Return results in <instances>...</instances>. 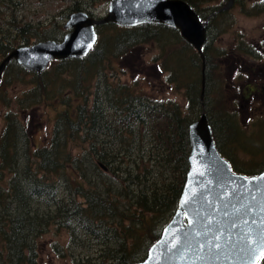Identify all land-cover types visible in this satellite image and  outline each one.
I'll return each mask as SVG.
<instances>
[{
    "label": "trees",
    "instance_id": "trees-1",
    "mask_svg": "<svg viewBox=\"0 0 264 264\" xmlns=\"http://www.w3.org/2000/svg\"><path fill=\"white\" fill-rule=\"evenodd\" d=\"M184 1L203 20L211 17L204 48V106L202 60L189 44L193 70L186 74L183 63L174 70L177 77L170 72L174 79L171 82L188 90L186 112L174 102L152 101L143 96V89L137 91L139 80L126 86L109 83L108 68L137 52L143 44L184 43L179 31L159 25L98 26L99 42L87 57L54 62L40 74L18 67V77L31 75V89L18 101L19 109L39 108L46 97L61 99L65 108L56 115L50 139L39 146L11 108V100L6 98L5 104H0L6 109L0 134V264H41L40 239L51 231L68 236L66 244L59 240L53 243L61 259L76 261L83 253L95 251L101 264L144 261L177 210L189 172V126L202 112L212 126L220 153L226 155L222 146L233 152L231 144L239 135L235 118L238 120L240 111L225 102V115L220 116L210 97L212 70L216 63L224 61V51L214 47L212 37L229 32L231 10L217 7L220 0ZM244 1L234 0L245 8ZM71 10L76 13L81 9L75 3ZM13 16V21L7 23L8 31L0 36V63L21 46L60 41L30 23L19 26ZM106 30L112 34L105 41L102 37ZM240 48L242 55L250 51L243 41ZM175 55L176 51L172 57ZM14 63L4 74L6 81ZM55 85L69 92L56 90L51 97ZM72 92L74 95H70ZM73 98L82 101L74 105L70 102ZM231 154L234 160L228 161L232 167L245 174L246 165L238 161L239 154ZM254 168L256 173L252 175L264 170L259 165ZM260 264H264V258Z\"/></svg>",
    "mask_w": 264,
    "mask_h": 264
},
{
    "label": "water",
    "instance_id": "water-1",
    "mask_svg": "<svg viewBox=\"0 0 264 264\" xmlns=\"http://www.w3.org/2000/svg\"><path fill=\"white\" fill-rule=\"evenodd\" d=\"M233 3L230 0L229 7ZM106 23L178 30L202 60L204 101L208 22L184 0H111L102 20L87 12L73 13L61 42L42 41L14 49L0 63V84L12 62L40 74L52 61L87 57L99 40L96 26ZM189 140L190 168L178 208L147 258L136 264H260L264 258V171L256 176L235 173L221 155L205 113L189 126Z\"/></svg>",
    "mask_w": 264,
    "mask_h": 264
},
{
    "label": "rangeland",
    "instance_id": "rangeland-1",
    "mask_svg": "<svg viewBox=\"0 0 264 264\" xmlns=\"http://www.w3.org/2000/svg\"><path fill=\"white\" fill-rule=\"evenodd\" d=\"M109 2L107 0H0V36L8 31L7 23L9 20L13 21L12 17L15 15L19 26L30 23L47 36L62 40L67 33L64 25L67 22V17L74 13L71 8L75 3L81 9L80 11L91 9L90 13L92 12L91 14L96 19H104L107 17ZM243 3L246 6L245 8L241 6V3L235 4V2L229 7L227 0H220L218 3L217 7H221L226 11L231 10L229 18H231L230 23L232 25L227 34L218 38H215L214 34L212 37L214 47L219 50L223 49L224 61H221L220 65L216 63L212 70L213 83L211 84L210 97L215 103L216 113L220 112V116L225 115L226 109L222 107L225 102L228 105L237 103V99L241 102L234 104L240 111V115H238L239 121L235 118V122L238 123L239 135L236 137L235 143L231 145L232 149L239 154L238 161L245 163L246 175L256 173L254 168L256 165L264 168V89L260 90V85L259 93L263 91L262 96L255 92L251 99L244 100L245 102L240 101L242 100L240 96L242 86L244 84L247 85L249 82V66L253 63V57H249L252 49L247 43H245V48H249V53L238 55L237 51L242 54V49L238 48L237 43L240 40H244L250 44L254 43L264 47V44H261L264 40V0H246ZM257 3L258 5L263 3V6L259 5L257 8ZM205 19L204 22H208L211 17L206 16ZM14 34L17 35L16 32ZM110 34L112 32L106 30L102 38L105 37L106 41L110 38ZM235 45L237 50L234 49ZM175 51L177 55L172 57V53ZM191 51V48L185 42L180 45H164L163 42L155 41L145 43L137 52L134 51L132 54H127L124 59L114 62L113 67L108 68L109 83L113 86H126L128 84L132 85L136 80H139L140 86H137V91L143 89V96L152 101L174 102L186 112L188 109V90L186 89L185 92L184 89L179 88L176 82L172 83L171 80L174 79L171 77L170 72L173 71L174 78L177 77V73L174 70L181 67L183 63L186 65V74L192 71ZM234 58L239 60V67L242 66L246 69L242 78H238L236 69L233 71L235 67ZM18 67L16 64L12 71L9 72V77L12 78L11 83L6 85L9 77L7 81L4 77V81L0 85V104H5L6 98L10 99L11 108L16 111L18 119L31 131L33 140L37 145L43 146L51 137L56 115L65 106L59 98L57 101H53V98L46 97L42 103L43 106L39 108L28 111L19 109L18 101L31 89V84H29L31 75H25V78L22 76L18 77L17 75L19 74L16 72ZM193 75L195 77V74ZM58 87L57 85L53 86L54 91L50 94L51 97L56 90L60 93V89H62L63 94L69 92L62 87ZM70 95H74V93L72 92ZM81 101L78 98L70 100L74 105L81 103ZM110 112V115H112V111ZM5 115L6 109L0 105V134L5 126ZM232 123L234 124V122ZM41 124H43L42 128L37 129ZM231 130L234 131V125H232ZM149 144L147 145L148 147ZM258 146L261 147L256 149ZM222 149L226 152L224 157L227 160L228 158L234 160V155L231 154L236 153L234 150L230 153L228 148L222 146ZM251 157H253V160ZM233 170L237 172L235 168ZM58 240L66 244L68 242L67 234L63 233V235L58 236L55 231H51L40 239L41 264H101L98 253L95 251L83 253L82 258H78L76 261L73 259H61L53 248V243Z\"/></svg>",
    "mask_w": 264,
    "mask_h": 264
},
{
    "label": "flooded vegetation",
    "instance_id": "flooded-vegetation-1",
    "mask_svg": "<svg viewBox=\"0 0 264 264\" xmlns=\"http://www.w3.org/2000/svg\"><path fill=\"white\" fill-rule=\"evenodd\" d=\"M229 2H230V0H229ZM96 20H102V19H96ZM110 24L111 23H106V24L99 25V26H106V25H110ZM208 24H209V21H208ZM208 24H207V26H208ZM111 25H114V24H111ZM114 26H116V25H114ZM159 26H161V25H159ZM117 27H119V26H117ZM163 27H166V26H163ZM168 28H170V27H168ZM64 29H65V27H64ZM171 29H173V28H171ZM65 30L67 31V33L69 32V30H67V29H65ZM96 31L98 33V26H96ZM98 35H99V33H98ZM182 40H183V42L186 43V41L183 38H182ZM242 41L247 43L250 46V48L252 49V52L249 53V57H253V63L250 64V66H249V69H250L249 70V74H250L249 82L247 85L244 84L242 86V91H240V96L242 99L240 101L245 102L244 100L247 101V100L251 99L253 97V95L255 94V92L257 94H259L260 96H262L261 94H263V91L259 93V89H260L259 86L261 85L260 90L264 89V47L260 46L258 44H254V43L250 44L244 40H240L237 43L238 48H240V44ZM261 44L262 45L264 44V40L261 42ZM234 49L237 50L236 45L234 46ZM237 53H238V55H242L238 51H237ZM234 64H235V67H234L233 71L235 69L237 70L238 78L244 77V73L246 72V69H244L242 66L239 67V60L237 58L236 59L234 58ZM233 89H235V88H233ZM204 100H205V97H204ZM237 101L238 102L234 103V104L241 103V102H239L238 99H237ZM202 104L204 106V101L202 102Z\"/></svg>",
    "mask_w": 264,
    "mask_h": 264
}]
</instances>
